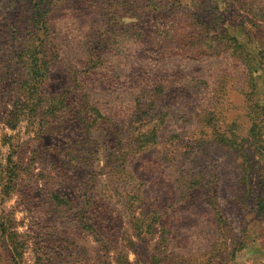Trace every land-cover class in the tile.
Returning <instances> with one entry per match:
<instances>
[{
	"label": "rangeland",
	"instance_id": "obj_1",
	"mask_svg": "<svg viewBox=\"0 0 264 264\" xmlns=\"http://www.w3.org/2000/svg\"><path fill=\"white\" fill-rule=\"evenodd\" d=\"M36 1L0 0V264H264V0Z\"/></svg>",
	"mask_w": 264,
	"mask_h": 264
},
{
	"label": "trees",
	"instance_id": "obj_2",
	"mask_svg": "<svg viewBox=\"0 0 264 264\" xmlns=\"http://www.w3.org/2000/svg\"><path fill=\"white\" fill-rule=\"evenodd\" d=\"M44 2H46V0H38L36 1L35 5L37 7L43 6ZM44 16L42 15V22L40 24L39 19H37V17L35 15H33L32 18V24L33 26H35L36 28H38L39 30H41L39 28V26H42L44 21H43ZM44 29H42V33H44L43 31ZM37 31V30H36ZM39 31H37L36 33H38ZM32 34H35V32L33 31ZM36 48L34 49H29V53L31 54V75L32 78L34 79V83L29 82L28 84H40L42 82V80L45 79L46 74H47V70H48V65L46 63V61L43 60L42 57H44V53L43 52H38L35 51ZM262 206H264V202L262 203ZM264 208V207H263ZM137 228L140 229V226L137 225Z\"/></svg>",
	"mask_w": 264,
	"mask_h": 264
}]
</instances>
